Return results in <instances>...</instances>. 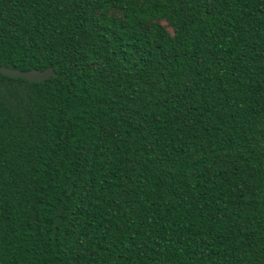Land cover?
I'll return each mask as SVG.
<instances>
[{"label": "trees", "instance_id": "1", "mask_svg": "<svg viewBox=\"0 0 264 264\" xmlns=\"http://www.w3.org/2000/svg\"><path fill=\"white\" fill-rule=\"evenodd\" d=\"M0 264H264V0H0Z\"/></svg>", "mask_w": 264, "mask_h": 264}, {"label": "water", "instance_id": "2", "mask_svg": "<svg viewBox=\"0 0 264 264\" xmlns=\"http://www.w3.org/2000/svg\"><path fill=\"white\" fill-rule=\"evenodd\" d=\"M0 73L12 77H23L30 81H41L49 76L55 75V72L51 66H48L43 70H38L34 68L24 71L0 65Z\"/></svg>", "mask_w": 264, "mask_h": 264}]
</instances>
